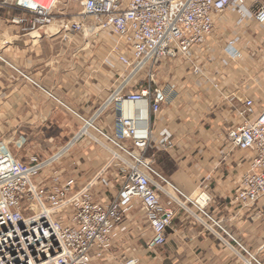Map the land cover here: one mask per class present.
<instances>
[{"label":"crops","instance_id":"crops-1","mask_svg":"<svg viewBox=\"0 0 264 264\" xmlns=\"http://www.w3.org/2000/svg\"><path fill=\"white\" fill-rule=\"evenodd\" d=\"M18 17L26 21L17 23ZM236 18L234 13L217 18L214 34L196 54L204 76L180 60H165L159 66V80L173 91L154 125L170 131L174 146H157L154 133L147 154L164 184L160 202L174 210L165 242L154 243V233L134 200L123 219L125 228L118 230L110 251L93 264H119L128 258L136 259V264H244L197 220L193 203L175 189L191 198L208 193L206 211L264 262V199L251 207L230 202L253 152L231 149L227 128L240 120L237 109L245 97L253 98L259 108L264 105V29L251 18L241 23ZM29 19L31 14L16 0H0V141L23 161L50 157L68 145L81 125L74 112L92 115L117 75V67L104 60L113 61L106 36H63L37 20L30 24ZM233 35L238 36L239 55L222 68L220 60L227 56L221 48ZM224 95L234 99L224 100ZM113 118L109 107L94 123L110 132ZM108 157L104 149L83 138L69 144L56 164L82 185ZM103 176L113 181V168ZM114 193L109 187L95 198L106 202Z\"/></svg>","mask_w":264,"mask_h":264},{"label":"built area","instance_id":"built-area-1","mask_svg":"<svg viewBox=\"0 0 264 264\" xmlns=\"http://www.w3.org/2000/svg\"><path fill=\"white\" fill-rule=\"evenodd\" d=\"M16 4L31 14L28 23L37 20L63 36H106L113 61L104 60L117 67V75L92 115L74 112L81 125L69 144L87 138L109 155L84 184L78 185L66 168L56 164L69 144L50 157L23 161L0 141V264H93L110 251L118 230L125 228L123 219L134 200L154 233V243H164L174 210L160 202L164 184L147 154L154 133L157 146H174L170 131L154 125L173 91L159 80V66L165 60H180L204 76L196 54L214 34L216 19L232 11L237 23L251 18L264 29V4L257 0H16ZM237 40L233 35L222 45L227 56L220 60L222 68L239 55ZM233 99L224 95V100ZM109 107L114 118L106 132L94 122ZM237 113L240 120L226 131L229 147L251 150L253 156L230 202L251 207L264 199V105L259 108L253 98L245 97ZM111 168L113 181L103 176ZM109 187L115 193L106 202L95 198ZM175 192L193 203L197 220L244 264H264L206 211L208 193L191 198ZM170 199L181 204L171 195ZM119 264H136V259Z\"/></svg>","mask_w":264,"mask_h":264},{"label":"rangeland","instance_id":"rangeland-1","mask_svg":"<svg viewBox=\"0 0 264 264\" xmlns=\"http://www.w3.org/2000/svg\"><path fill=\"white\" fill-rule=\"evenodd\" d=\"M232 13H234V12H232V11H231V12H230V11H227V12H224V14L221 15V16H224V15H226V14H227V15H231ZM234 14H235V13H234ZM235 15H236V14H235Z\"/></svg>","mask_w":264,"mask_h":264}]
</instances>
